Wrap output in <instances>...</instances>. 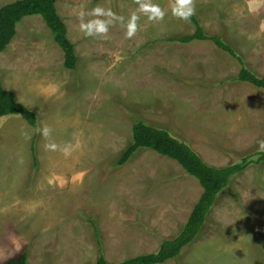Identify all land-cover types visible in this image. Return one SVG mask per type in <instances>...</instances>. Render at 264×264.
Instances as JSON below:
<instances>
[{
  "label": "rangeland",
  "instance_id": "374dc122",
  "mask_svg": "<svg viewBox=\"0 0 264 264\" xmlns=\"http://www.w3.org/2000/svg\"><path fill=\"white\" fill-rule=\"evenodd\" d=\"M56 5L75 70L41 15L25 16L0 52L3 85L39 116L35 161L36 128L18 114L0 119V264L23 251L32 264H95L98 239L118 262L182 229L203 191L195 178L152 149L115 163L138 120L168 129L211 165L252 155L199 235L163 264H264V89L235 80L239 61L212 40H170L196 30L181 18L185 0ZM191 8L207 34L264 75V0H191Z\"/></svg>",
  "mask_w": 264,
  "mask_h": 264
},
{
  "label": "trees",
  "instance_id": "16d2710c",
  "mask_svg": "<svg viewBox=\"0 0 264 264\" xmlns=\"http://www.w3.org/2000/svg\"><path fill=\"white\" fill-rule=\"evenodd\" d=\"M56 2L57 0H15L1 6L0 52L4 51L11 43L17 33L18 23L25 16L41 15L51 30L55 42L64 53V66L67 69L75 70L79 57L76 53L75 44L69 38L67 25L58 12ZM190 18L196 24V30L192 34L172 36L170 40L182 43H189L193 40H212L219 48L227 51L239 61L241 67L238 75L234 78L235 80L264 89V75H259L253 71L233 45L219 35L207 34L195 19L193 12ZM8 114L21 115L30 125L36 128L32 141V154L35 161L34 142L38 136L39 116L34 110L18 101L12 90L3 86L0 76V119ZM143 149H152L177 161L190 176L200 183L203 191L182 229L175 236L163 238L158 250L138 254L122 261L111 262L106 258L100 239H98L99 255L95 264H163L169 259L177 258L182 248L190 244L199 235L218 195L229 185L232 176L244 169L250 161V157H252V155L244 156L241 162L225 166L211 165L189 144L175 137L168 129L138 120L133 125V141L121 152L115 162L116 165H124L139 150ZM258 154L261 157L260 161L264 160V151ZM93 226L95 232L98 233L95 223H93ZM1 264L32 263L29 261L28 252L23 251L6 259Z\"/></svg>",
  "mask_w": 264,
  "mask_h": 264
},
{
  "label": "clouds",
  "instance_id": "9594fccd",
  "mask_svg": "<svg viewBox=\"0 0 264 264\" xmlns=\"http://www.w3.org/2000/svg\"><path fill=\"white\" fill-rule=\"evenodd\" d=\"M185 3L189 5V10H188V14L186 16L181 17L182 19H187L192 14L191 0H185ZM86 34L91 35L92 33L88 32ZM258 143H259L260 148L264 149V140H260ZM49 147L55 149L56 145L52 144V145H49ZM62 151L64 152L65 155H68V151L66 148L62 149Z\"/></svg>",
  "mask_w": 264,
  "mask_h": 264
},
{
  "label": "crops",
  "instance_id": "0c3cea01",
  "mask_svg": "<svg viewBox=\"0 0 264 264\" xmlns=\"http://www.w3.org/2000/svg\"><path fill=\"white\" fill-rule=\"evenodd\" d=\"M42 17V16H41ZM12 42V41H11ZM10 45V44H9ZM8 45V46H9ZM3 83V82H2ZM4 86V85H3ZM5 87V86H4ZM6 88V87H5ZM16 89H14V88H10V87H8V88H6V89H10V90H12L14 93H15V95H16V98H17V94L20 96V92L18 91V88L17 87H15ZM14 89V90H13ZM20 99H22V100H20V101H22V102H24L25 100H26V97L24 98V96H20ZM17 100H18V98H17ZM24 100V101H23ZM4 117V116H3ZM2 118V117H1ZM4 119L5 118H2L1 119V121H4Z\"/></svg>",
  "mask_w": 264,
  "mask_h": 264
}]
</instances>
